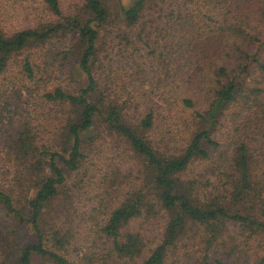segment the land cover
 <instances>
[{
    "label": "trees",
    "instance_id": "trees-1",
    "mask_svg": "<svg viewBox=\"0 0 264 264\" xmlns=\"http://www.w3.org/2000/svg\"><path fill=\"white\" fill-rule=\"evenodd\" d=\"M17 5L0 264H264V0Z\"/></svg>",
    "mask_w": 264,
    "mask_h": 264
},
{
    "label": "rangeland",
    "instance_id": "rangeland-1",
    "mask_svg": "<svg viewBox=\"0 0 264 264\" xmlns=\"http://www.w3.org/2000/svg\"><path fill=\"white\" fill-rule=\"evenodd\" d=\"M18 1L19 0H0V6L2 8L3 7L7 8L9 5L10 6L13 5L14 7L18 8V5H17ZM17 12L19 13V11ZM7 20L10 22V19L7 18ZM102 136L104 137V142H105L106 147H109L111 150L118 151V148L115 142L112 141V139L106 133L102 134ZM102 174H104V172L102 171L99 172L98 170H94L92 167L90 170L84 173L82 183L85 185V188L88 190V193L90 195L93 194V192L96 190L95 183L99 184L98 181L102 179Z\"/></svg>",
    "mask_w": 264,
    "mask_h": 264
}]
</instances>
